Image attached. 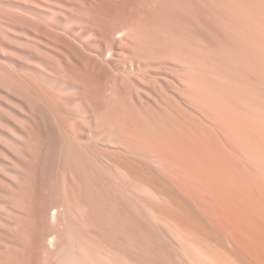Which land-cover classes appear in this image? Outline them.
<instances>
[{"label":"bare ground","instance_id":"1","mask_svg":"<svg viewBox=\"0 0 264 264\" xmlns=\"http://www.w3.org/2000/svg\"><path fill=\"white\" fill-rule=\"evenodd\" d=\"M55 1L48 20L21 19L48 39L55 67L34 59L31 88L0 59V264H119L121 198L143 225L145 212L168 217L193 243L223 235L241 263L264 264L263 232L236 237L253 218L242 206L264 208V0ZM13 93L31 112L13 116L14 130ZM174 233L160 248L170 241L180 263L197 264ZM127 238L151 259L153 243Z\"/></svg>","mask_w":264,"mask_h":264},{"label":"rangeland","instance_id":"2","mask_svg":"<svg viewBox=\"0 0 264 264\" xmlns=\"http://www.w3.org/2000/svg\"><path fill=\"white\" fill-rule=\"evenodd\" d=\"M59 1L60 0H58V2ZM55 4H57V2L55 0H0V59H2L4 61L6 60V64L9 66L11 72L14 71L22 79H26L27 78L28 79V83H29V85H30L31 88H34L33 87V81L34 80H33V77L31 76V72L32 71L31 70L29 71V69H33L34 68V66H32L34 64L33 63L34 62V59L35 60H39V61L41 60L44 64L47 63L48 66L51 64L50 67L53 68L56 65L55 58H57L56 57L57 55L54 52H52V51H47L48 48H47L46 42H48V39L46 37H42L41 35L39 37L38 34H35L34 31L30 30L31 28H28L26 26L24 20H22V22H21V19H25L26 18V19H28V20H30L31 22L34 23V22H38L37 19H39V18L41 19V17H42V19L40 21L41 22H42V20L43 21L44 20L46 21L48 19L44 18V15L45 14L47 15L48 8H50L52 6H55ZM41 6H44V7L41 8ZM27 7H28V9H26ZM46 8H47V10H45ZM40 9H42V10H40ZM27 10L30 12V14L32 13V15H30L31 17L29 16V13L27 14ZM38 11L40 13H37L36 14V12H38ZM33 12H35L34 15H33ZM42 12H43V14H42ZM46 15H45V17H46ZM36 37L39 38V39H41V41L39 43H38ZM36 42H37V44H39L38 45L39 47L37 46ZM35 44H36V47L41 48L40 49V52H38V51L35 50V48H34ZM41 51H42V54H41ZM43 52H44V54H43ZM45 53H49V54H46L45 55ZM43 55H45V56H43ZM49 55H51V56L53 55V56L51 57ZM29 56H30V58H29ZM29 62H31V63H29ZM35 67L37 68L35 70H40V69H38L37 66H35ZM23 68H26V69H23ZM41 72L45 73L46 75H49L47 73L48 71H45V70L42 71L41 70ZM27 76H29V77H27ZM45 87H47L48 90H52L53 89V86L51 84H48ZM42 90H45V89H43V87H42V89H39L38 91H42ZM10 98H11L10 110H11L12 117L13 116L14 117L15 116H21V117H24L26 120L29 119V118H31V112H30L27 104L25 102H23L22 99H20L14 93L11 94V97ZM40 106H41V108L45 111V113L48 116H50V117L52 116L51 118H53V121H52L53 122V126H56V125H54L55 124V122H54V116H57V115H56V112L54 110L53 105L47 101V102L40 103ZM14 117H13V119L11 118V126H12V129L14 130V129H20V128H22L21 125H18L16 123V121L14 120ZM41 126H43V125H41ZM42 129H43V127H42ZM12 138L14 140L16 139L17 140L16 142H20L19 137L18 136L16 137V135L13 132H12ZM119 176H120L119 177V189H120V191L122 190V193L125 194V197H128L131 200V203H132L131 205L132 206L134 204L135 206H137V208H139V210L141 212H143V209H142V206H143L142 205V201L139 200V199H137L135 197V195L137 196V194H133L131 191H129V188H127V186L125 185V182H124L125 179L121 178L122 177L121 175H119ZM121 199H119V214H120V211H121V214L119 215V218H120L119 221L121 220V222H119V242L120 243L122 242L121 245H120V247H122V248L119 247V253H122V257H119V264H136L135 262H137V264H139V262H140V264H159V263L161 264L163 262V259L165 257H166L165 258V260H166L169 255L171 256V254H169L170 251L175 252L174 249H176L174 247V245H173L172 242L169 241V243H168V239H165V241H163V243L164 242L165 243H168L171 247L173 246L174 249L171 250L172 248H168L169 245L166 248V245L167 244L165 246L162 245V247L160 248V245L162 244V242H160L161 239H162L161 237H163V239H164L165 236H163V235L166 234V238L168 237V238H170V240H173L172 239L173 237L171 238V236H169V235H172L173 236V234H175L174 232H176V234L178 233L181 236V239H182V236H183V240L182 241H185V239H186V241L183 242V246H184V248L185 247L188 248V250L190 249L189 250V253H188V251L185 248L186 255L189 254V256H191L190 258H192L195 263L197 261V264H208L207 263V257H209L208 260L211 261L210 262L211 264H234L236 262H237V264H243V263H241L238 260V258L235 256V254L227 251V248L228 247H226V245H227L226 242H225L226 239L223 237V235H221L220 237L219 236L213 237V239L210 238L209 239L210 240L209 247H207V245H206V242L209 241V240H206L205 245H204L203 244V241H205V240L201 241L202 238L199 239V241H196L195 240L196 242L193 243V239L196 238L197 235L196 234H191L192 235V237H191L192 240H190L191 238H190V235H188V232H186V233L184 232L183 235H182V232L179 233V231H176L177 228H175V227L178 226V225H176L177 223L175 224V222H172V221H169V220L167 222H165L166 219H169L168 217H166L163 221L165 222V225L168 222H171V224L168 223V226L170 225L171 229L169 231V229H168V227L166 225V227L165 226L163 227V228H165V230L163 229L165 232L162 230L163 231V233H162V231H161L162 228H160V227H162V223H164V222H162V223L159 222L161 224L158 225V223L155 222L154 220L148 219V214H147V212H145V215H147V216L143 215V213H142V215L144 216V218L147 221L149 220V223H148V226L147 225H143L141 223L144 220L143 217L141 218L142 219L141 220L139 218L141 215H139L138 213L134 212V210L132 211V209L131 208H128L127 205L125 207V205H124L125 202H124V200H121ZM248 201L251 202L252 200H248ZM137 203H139V204L137 205ZM152 205H154V203H152ZM239 206H241V205H239ZM239 206L237 205V207H239ZM249 206H250V203L248 204V202H247V206L244 207V205H243L242 208H241L243 210V212H241L242 214L243 213H246V210H249V211H247V213L249 215L251 214V217H253L250 220H247V219L245 220V221H248L247 225L250 224L249 226L246 227V229H247L246 231L244 230L245 229V226H244L245 222L243 221L242 218L241 219L238 218V216H239L238 215V212L237 213L234 212L235 215L237 214V219L242 220L244 222V224L241 222L242 225H241V223L239 225H237L240 221L237 220L236 217H235L236 222H235V225L234 226L236 227V229H238L237 227H239L241 225L240 228H239V230L241 228H242V230L240 232L237 230L238 235L236 236L235 235V232H234V235L240 241H243L244 235H246V236L249 235L250 236L252 234H255L257 236V241H258L259 238H260V236H261V233L262 232L264 233V226L262 225L263 224L262 223L263 222L262 221L263 220L262 218L264 216V213H262V210L264 208H260L258 210H250V209H247V208H249ZM127 212H129L128 215L126 214ZM135 213L137 214L136 216H135ZM133 214H134L135 218H133ZM234 214H233V216H234ZM257 214H260V216L257 217ZM246 217H248V216H246ZM125 218L128 220V221L125 220L126 226H124L125 225L124 224L125 223L124 222V219ZM183 219H185V218H183ZM187 219L189 220L188 222H190V219L189 218H187ZM187 219H185V220H187ZM129 221H130V225H129ZM131 221H132V223H131ZM152 221H153V223H152ZM253 221L255 222V224H254ZM154 224H155V226L157 228H159V230H160L159 232H161V233L157 232L158 230L156 231V227H154ZM149 225H152L153 227H151ZM174 225H176V226L174 227ZM131 226L133 227L134 230L132 229ZM126 227H128V228H126ZM235 227L233 229H235ZM258 227H260L259 230L256 229ZM255 229L257 230L256 232H255ZM123 231H124V239H123V235H122ZM142 231H143V233L147 231L146 233H148V235L151 232L150 233V236L147 237L146 236V233H144V235H142ZM130 232H131V236H130ZM154 232H156V233H154ZM140 233H141V235H140ZM157 233H159V235H160V238L158 237L159 238L158 240H157V237L156 236H159V235H157ZM132 235H134L136 239H139L140 236L142 237V240H144V241H142L144 243V246L143 247L146 250L148 249L147 251H150L149 250L150 248L147 247V243L149 242L148 243V246L151 243H153V246H154L155 249L153 248L154 250H151V252L148 254V256L151 257V259H149V261L147 260V258H149V257H147V258L145 257L144 258L143 255L141 256V253L143 252L142 251V246L139 245V246H141L140 247L141 248L140 249L141 251L138 250L139 246L137 247V245L135 244L137 241L135 243L134 242L132 243L131 240H130V238H127V237L134 238V236H132ZM136 236H138V238ZM125 237H126V240H125ZM144 238H146L147 240H145ZM223 238H224V241H221V240H223ZM261 238H262V240L261 239L260 240L263 243V241H264V235L261 236ZM219 241H221V242H219ZM131 243L133 244V248H135V249L137 248V249L135 251L133 249L132 252L131 251L128 252V250L130 249V247L132 248V246H131L132 244ZM201 244H202V246L204 245L205 247H207V249L206 248L205 249H201L203 251V253L205 251V253H204V257L205 258L204 259H206V263L202 262L203 260L201 261V259H203V256H198L200 254V250H197V249H199L197 245H201ZM155 245H159L158 246L159 248H157ZM192 245H193V247H190ZM163 248L167 250V252H166V250H164L166 252V254H164V252L162 250ZM158 249H159V253H158ZM160 249L163 252V253L161 252V254H160V251H161ZM225 249L228 252L227 254L225 253L226 251L224 252ZM146 250H144L145 253H146ZM168 250H169V252H168ZM212 250H215V253H213V256L211 255L212 254ZM133 251H134V254L137 251L138 256L143 257V259L141 257L134 258L135 255L134 256L131 255V254H133ZM153 251L156 252V253L153 254L154 253ZM176 251H177V254L180 255V256L178 255L179 257L183 256V254L180 253L177 249H176ZM218 251L219 252L220 251L221 252L223 251L226 255L223 253V256H222L221 255L222 253H219ZM197 252H198V255H197ZM207 252L208 253L210 252L209 253L210 255ZM175 254H176V252L175 253H172V256H173V258H176L177 257V259H174L173 261H172V259H169V260L167 259V262H164L163 264H166V263H168V264L170 263L171 264L172 262H174V264H179L180 263V259L178 260L179 257L178 256H175ZM215 254H216V256L218 255L216 259H218V257H220V255L222 256V258L220 257L218 259V261H216L215 260V256H214ZM125 255H128V256L130 255L132 257V259L133 258L135 259V261H134V259L131 260L130 258H128V256H125ZM157 255L161 256V258L158 259L157 258ZM154 258L155 259L157 258V260H154ZM211 259H214V260H211ZM158 260H159V263H156V262H158ZM184 260H187L188 261V259H186L185 255H184ZM215 261H216V263H215ZM228 261H230V262H228ZM226 262H228V263H226ZM186 263H187L186 261H184V263H183V257H182V260H181V263L180 264H186ZM187 264H191L190 261Z\"/></svg>","mask_w":264,"mask_h":264}]
</instances>
